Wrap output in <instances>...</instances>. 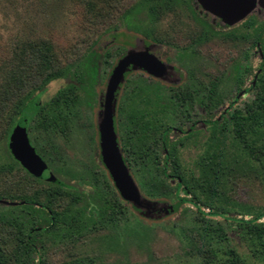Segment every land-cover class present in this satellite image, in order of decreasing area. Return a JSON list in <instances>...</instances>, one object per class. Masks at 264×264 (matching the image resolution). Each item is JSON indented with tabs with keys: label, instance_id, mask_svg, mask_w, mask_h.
<instances>
[{
	"label": "trees",
	"instance_id": "16d2710c",
	"mask_svg": "<svg viewBox=\"0 0 264 264\" xmlns=\"http://www.w3.org/2000/svg\"><path fill=\"white\" fill-rule=\"evenodd\" d=\"M87 5L89 13L96 11L95 1H88ZM179 8L193 13L190 0H139L122 13L119 21L127 30L153 41L151 32L160 17L174 14ZM141 11L153 25L150 29H141L132 23ZM243 28L253 30L254 47L259 43L263 54L254 99L245 105L247 114L238 112L229 120L234 138L247 145L249 130L264 141V20L247 18ZM206 38H209L208 34ZM237 38H246V35L243 32ZM17 45L9 63L2 67L0 77V140L3 142L0 146V179L4 183L0 201L18 203L16 206L0 205V209H6L0 212V221L6 220L16 229L13 234L15 248L8 257L0 249V264H45L42 258L44 238L59 236L61 240H72L84 231L118 224L126 215L127 206L121 204L111 178L103 169L97 175L93 168L86 167L77 186L62 182L57 176L72 181L75 177L73 173L53 166L48 152L55 153V146L46 142V146L38 147L37 140L34 141L37 134L47 138L67 135L71 110L80 102L79 93L89 97L94 95L95 60H99L96 48L102 45L93 43L73 66H61L53 46L46 41H26ZM122 53L123 49H120L117 56ZM107 57H112L111 53L106 54L105 60ZM67 77L79 86L68 83L49 99H42L52 81ZM139 92L133 93V106L140 97ZM179 109L180 106L172 110L173 117ZM168 119L153 113V121L148 119L146 123H135L130 128L129 141L123 145L128 155L125 162L129 172L135 175L136 171L152 170L156 179L153 200L176 198L192 213L191 222L198 228L197 236L203 242L196 249V264H264V209L240 207L230 210L224 206L226 202L219 203L205 196L209 190L213 192L211 186L179 161L178 148L184 144V139L174 132L172 144L168 143ZM133 120L136 119L133 117ZM18 124L28 129L36 152L55 174L51 173L55 181L30 175L10 154L8 139ZM152 139L153 162L149 145ZM20 173L22 180L18 179ZM12 213L15 215L11 216Z\"/></svg>",
	"mask_w": 264,
	"mask_h": 264
},
{
	"label": "rangeland",
	"instance_id": "374dc122",
	"mask_svg": "<svg viewBox=\"0 0 264 264\" xmlns=\"http://www.w3.org/2000/svg\"><path fill=\"white\" fill-rule=\"evenodd\" d=\"M88 1L97 3L96 11L89 13ZM139 0H0V77L1 69L14 55L17 44L26 41L50 43L61 66L76 65L93 43L109 46L112 56L124 49L121 57L112 60L109 74L117 63L129 52L158 49L139 34L127 30L119 19L122 13L134 7ZM109 3V4H108ZM195 12L207 13L193 2ZM252 14L264 20L263 4H257ZM141 29L153 27L144 11L134 16L133 22ZM224 28V24L220 23ZM113 27L115 29L113 30ZM158 37L176 46H185L196 26L184 8L174 14L161 16L154 25ZM252 36V42H254ZM249 39L238 41L211 40L201 49L202 56L193 65L206 80L225 72L235 60H243L248 50ZM256 51L253 52V67H256ZM132 71V70H131ZM130 69L126 73L131 72ZM185 71L180 76L186 77ZM198 76V73L195 74ZM109 75L102 87V105ZM63 81H52L43 100L51 97ZM250 96L244 97L242 101ZM97 110L102 113L103 106ZM173 126L178 117L174 112ZM89 117L84 113L81 123ZM89 132L80 124H74L65 137L52 135L47 138L37 134L38 147L49 142L56 151L48 152L55 168L79 174L89 163ZM35 134V133H33ZM43 136V138L41 137ZM45 137V138H44ZM32 139V137H31ZM47 140V141H46ZM33 141V142H34ZM35 143V142H34ZM246 143L234 138L229 119L206 130L199 143H188L178 151L179 161L191 169L202 181H206L213 192H206L212 201L224 203L227 209L240 207L264 209V141L251 130ZM3 142L0 140V146ZM22 180V173L19 174ZM132 176L144 206L137 208L124 202L126 215L115 225L84 231L80 237L61 240L59 236L46 237L42 243V258L45 264H196V249L203 245L198 238V228L193 225V215L176 198L153 200L156 179L152 170L136 171ZM10 179L13 176H9ZM15 178V177H14ZM61 181L77 186L76 181L60 177ZM4 186L0 179V190ZM162 191V190H161ZM171 194V188L169 187ZM151 194V196H150ZM6 209H0V212ZM15 214L12 213L11 216ZM8 217H11L7 215ZM16 229L6 220L0 221V249L10 256L15 248L13 234Z\"/></svg>",
	"mask_w": 264,
	"mask_h": 264
},
{
	"label": "flooded vegetation",
	"instance_id": "af4514ba",
	"mask_svg": "<svg viewBox=\"0 0 264 264\" xmlns=\"http://www.w3.org/2000/svg\"><path fill=\"white\" fill-rule=\"evenodd\" d=\"M193 2L199 6L196 0H190L193 13L187 12V15L196 26V29L187 39L188 44L185 46H176L169 43L168 40L158 37L157 30L153 29L151 32L153 41L150 42L162 47V50L158 51V49H153L149 53L163 65V72L157 75H150L142 69L129 67L128 70L130 69L132 71L124 74V79L116 91L113 125L125 165V158H128V155L124 152L123 145H126L129 141L128 134H131L130 128L135 123L144 124L148 119L153 121V113L170 118L173 117L172 110L180 106V112L176 111L177 116H175L179 118L177 125L173 126L171 120H166L169 124V132L167 133L168 143L172 144L174 132L179 134V138L184 139V144L179 145V150L188 143H199L203 140L206 130H210L225 119L230 120L231 116L235 113H245V105L251 103L254 99V86L257 76L262 69L263 54L259 50V43L254 47V42H252V36H254L253 30L244 29L243 22L250 17H254L258 21L260 19L251 13L239 23L233 26L224 24V28H222L220 25V23L223 24L221 19L209 13L205 16L201 12H195ZM201 10L203 9L201 8ZM237 32H244L246 38L238 39L237 35L240 33ZM206 34L209 35L208 39L206 38ZM222 39L235 42L249 39L250 44L242 61H233L229 68L225 69V72L206 80L205 76L200 75V71L197 72L193 65L202 56L201 49L208 41ZM262 44L264 46V39ZM109 48V46L96 48V56L99 60H95L97 64V82L94 86L93 97H89L85 93L80 92V102L74 105L70 113L69 129L74 124H80L82 129L85 128L89 132L87 140L89 145V163L86 167L93 168L97 175L102 173V169L108 175L107 170L102 164L99 131L98 125L95 122L97 110L102 104L101 89L106 77L112 73L109 74L112 60L123 56L125 53L123 49V53L120 56L114 55L107 57L105 60L104 57L106 54L109 56ZM254 51H256L257 57L256 67H253ZM183 70L186 73V77L182 78L180 74ZM196 73H198V76L195 75ZM60 81H63L65 85L72 82L75 86H79L76 81H72L69 77L61 79ZM211 87H213L212 91ZM136 90L141 91L139 92L141 94L139 98L137 96L135 97L137 99L133 106L131 98ZM45 94L42 96V99ZM248 95L250 98L241 102ZM209 96L211 97L209 98ZM84 113L89 117V120L88 122L86 120L81 123V118L84 116ZM133 117L136 119L135 121ZM26 131L31 146L34 147L27 128ZM149 145L152 147L151 159L153 162V139ZM49 170L53 174L50 168ZM84 170L79 174L73 173L75 177L74 181L77 184L82 180L81 176ZM53 175L55 176V174ZM60 177L57 176L61 180Z\"/></svg>",
	"mask_w": 264,
	"mask_h": 264
},
{
	"label": "water",
	"instance_id": "95a60500",
	"mask_svg": "<svg viewBox=\"0 0 264 264\" xmlns=\"http://www.w3.org/2000/svg\"><path fill=\"white\" fill-rule=\"evenodd\" d=\"M196 2L203 11L221 19L223 24L228 26L239 23L253 12L257 4H263V0H196ZM129 67L142 69L150 75L163 72V65L146 49L129 52L117 63L107 80L103 105L101 104L103 111L98 115L99 144L102 164L120 198L127 204L142 208L144 201L122 159L113 125L115 94ZM7 146L12 157L27 173L39 179L56 180L31 146L25 126L20 124L15 126ZM0 205L16 206L18 203L2 200Z\"/></svg>",
	"mask_w": 264,
	"mask_h": 264
}]
</instances>
